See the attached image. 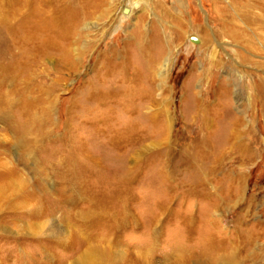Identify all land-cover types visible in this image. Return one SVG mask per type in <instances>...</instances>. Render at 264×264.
<instances>
[{
	"label": "rangeland",
	"instance_id": "374dc122",
	"mask_svg": "<svg viewBox=\"0 0 264 264\" xmlns=\"http://www.w3.org/2000/svg\"><path fill=\"white\" fill-rule=\"evenodd\" d=\"M14 1L53 104L30 157L4 150L37 207L0 210V264H264V23L233 16L251 0H84L79 23L82 0Z\"/></svg>",
	"mask_w": 264,
	"mask_h": 264
},
{
	"label": "bare ground",
	"instance_id": "6f19581e",
	"mask_svg": "<svg viewBox=\"0 0 264 264\" xmlns=\"http://www.w3.org/2000/svg\"><path fill=\"white\" fill-rule=\"evenodd\" d=\"M22 1L21 4L23 5L31 3V0ZM15 3L14 0H7L6 2L0 0L1 31L4 27L8 32L6 39L11 40L10 47L8 50L5 49L7 52H0V121L4 124L5 130L8 131V135L6 132L0 135V210L8 208L26 213L30 210L36 211L35 207L37 206L35 205L37 204L31 203L33 191H31L32 189L28 190L29 181L23 173L13 168L4 150L5 147L12 145L14 150L23 152L25 157L32 155V148L45 138L47 130L44 121L47 119L44 120V116L51 112L53 100L49 97L50 92L47 88L33 82V75L40 66L45 53L42 54V49L35 47L36 43L32 42L30 37L9 35L11 25L7 22H10L16 12L13 9L16 6ZM80 3L82 8L76 18L78 23L88 15L91 16L94 13L93 10L97 8L95 4L92 10L88 9L91 3L84 0ZM126 9L127 11H123V13L129 16L131 10L130 8ZM30 10L36 12L34 8H30ZM234 11L233 16L241 14L245 15L249 22L264 23V0L245 2L238 10ZM233 16L229 22L230 31L228 35L230 36H234L239 28L234 23L235 17ZM39 72L41 74L42 70ZM105 260L108 259L105 257Z\"/></svg>",
	"mask_w": 264,
	"mask_h": 264
},
{
	"label": "water",
	"instance_id": "95a60500",
	"mask_svg": "<svg viewBox=\"0 0 264 264\" xmlns=\"http://www.w3.org/2000/svg\"><path fill=\"white\" fill-rule=\"evenodd\" d=\"M123 11L126 12L127 9L124 8ZM190 41L193 42V43H197L198 42V40L195 37H190Z\"/></svg>",
	"mask_w": 264,
	"mask_h": 264
}]
</instances>
